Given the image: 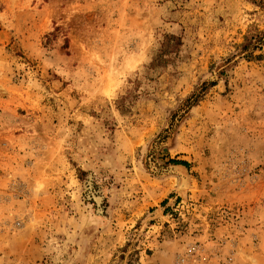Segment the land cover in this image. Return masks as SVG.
<instances>
[{
    "label": "rangeland",
    "instance_id": "1",
    "mask_svg": "<svg viewBox=\"0 0 264 264\" xmlns=\"http://www.w3.org/2000/svg\"><path fill=\"white\" fill-rule=\"evenodd\" d=\"M0 264H264V0H0Z\"/></svg>",
    "mask_w": 264,
    "mask_h": 264
},
{
    "label": "trees",
    "instance_id": "2",
    "mask_svg": "<svg viewBox=\"0 0 264 264\" xmlns=\"http://www.w3.org/2000/svg\"><path fill=\"white\" fill-rule=\"evenodd\" d=\"M179 43L178 41H174V37L170 36L167 40L166 43L163 47V49L161 50L160 54L153 60V62L151 63V68L155 69L156 67H158V65H160L161 63L165 62L166 59V55L172 53L173 51V47L175 46V44ZM169 162L171 164H184L189 166L188 162L185 161H181V160H177V159H171L169 160Z\"/></svg>",
    "mask_w": 264,
    "mask_h": 264
},
{
    "label": "bare ground",
    "instance_id": "3",
    "mask_svg": "<svg viewBox=\"0 0 264 264\" xmlns=\"http://www.w3.org/2000/svg\"><path fill=\"white\" fill-rule=\"evenodd\" d=\"M182 169V168H181Z\"/></svg>",
    "mask_w": 264,
    "mask_h": 264
}]
</instances>
